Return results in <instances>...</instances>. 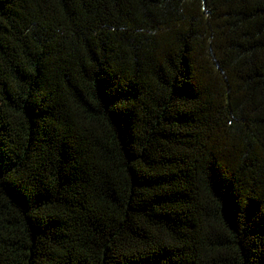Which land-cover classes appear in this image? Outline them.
I'll use <instances>...</instances> for the list:
<instances>
[{
	"label": "trees",
	"instance_id": "16d2710c",
	"mask_svg": "<svg viewBox=\"0 0 264 264\" xmlns=\"http://www.w3.org/2000/svg\"><path fill=\"white\" fill-rule=\"evenodd\" d=\"M0 264H264V0H0Z\"/></svg>",
	"mask_w": 264,
	"mask_h": 264
}]
</instances>
